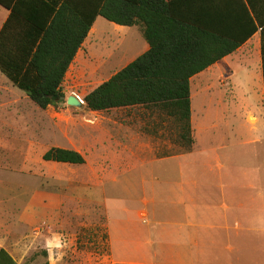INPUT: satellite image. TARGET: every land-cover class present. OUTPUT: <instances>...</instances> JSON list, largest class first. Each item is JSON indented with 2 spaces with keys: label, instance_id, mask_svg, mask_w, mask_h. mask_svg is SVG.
I'll list each match as a JSON object with an SVG mask.
<instances>
[{
  "label": "rangeland",
  "instance_id": "rangeland-1",
  "mask_svg": "<svg viewBox=\"0 0 264 264\" xmlns=\"http://www.w3.org/2000/svg\"><path fill=\"white\" fill-rule=\"evenodd\" d=\"M146 45L137 28L100 18L94 37L67 74L66 99L76 95L84 101L146 53ZM235 71L232 83L225 86L218 85L220 77L214 72L191 82L196 146L188 163L194 165L197 193L207 192L204 186L210 184L217 193L220 163H242L232 174L243 176L244 186L261 178L249 163H264V99L251 79L254 70L236 64ZM2 95L16 98L17 103L9 116L0 114V250L5 249L17 264H112L111 245L114 255L121 257L122 236L135 227L144 228L137 213L142 202L151 198L154 186L167 183L160 184V178L169 182L170 162L150 160L157 151L174 148L173 141L169 136L162 139V131L156 137L148 133L153 122L142 109L91 112L84 104L42 110L18 88H4ZM251 112L258 123L249 122ZM252 127L255 131H250ZM253 139L256 144L249 142ZM53 147L81 153L85 165L44 161ZM124 150L145 163L116 162ZM205 163H211L213 170ZM109 210L115 237L111 244L105 212ZM241 234L235 252L243 254L242 264L264 262V246H259L264 245V232ZM214 251L222 259L235 254L228 255L225 247ZM208 256L214 264H233L216 263L214 256Z\"/></svg>",
  "mask_w": 264,
  "mask_h": 264
},
{
  "label": "trees",
  "instance_id": "trees-1",
  "mask_svg": "<svg viewBox=\"0 0 264 264\" xmlns=\"http://www.w3.org/2000/svg\"><path fill=\"white\" fill-rule=\"evenodd\" d=\"M197 1L0 0V7L10 12L0 31V72L40 109L65 107L67 74L97 18L136 27L149 50L83 102L91 112L142 109L153 122L148 133L156 137L162 131L161 138L169 136L174 144L169 152L157 151V158L191 153L196 146L191 80L243 44L203 28ZM43 160L72 166L86 163L81 153L58 147L45 153ZM0 264L17 262L1 249Z\"/></svg>",
  "mask_w": 264,
  "mask_h": 264
},
{
  "label": "crops",
  "instance_id": "crops-1",
  "mask_svg": "<svg viewBox=\"0 0 264 264\" xmlns=\"http://www.w3.org/2000/svg\"><path fill=\"white\" fill-rule=\"evenodd\" d=\"M197 6L200 7L197 12L203 28L217 33L223 39L243 41L235 53L201 74L218 73V85L225 86L235 78L236 64L248 67L254 70L251 79L264 99V0H198ZM2 9L4 13L0 11V31L10 15L8 10ZM100 18L95 21L77 57L94 37ZM149 48L147 43L144 49L147 52ZM9 86L16 88L0 72V114L7 116L13 113L17 103L16 98L2 95L4 88ZM25 98L30 99L27 95ZM22 101L28 106V101ZM248 120L252 124L258 123V118L252 112L248 114ZM250 131H255V128L252 127ZM257 141L253 139L249 142L256 144ZM192 153L150 160L155 163L170 162L169 182L160 178V184L167 183L160 187L154 186L151 198L142 202L137 213L144 228L135 227L132 233L122 236L121 257L114 255L111 245L112 264H214L208 255L214 256L216 263L226 260L242 264L243 254L235 252L242 243L241 232H264V163H249L258 169L261 178L256 177L255 183L248 186L243 185V176L232 174L242 163H220L217 193L212 191L213 184L204 186L207 192L197 193L194 165L188 163ZM120 160L124 163H145V159L137 157L131 150H124L122 158L116 159V162ZM205 166L213 170L211 163H205ZM113 176L112 180L117 182L118 179ZM92 201L104 209L97 200ZM49 209L52 210L48 207L47 218L52 215ZM105 212L111 244V241L115 242L114 229H110L111 211ZM223 247L228 255L235 254L222 259L214 249Z\"/></svg>",
  "mask_w": 264,
  "mask_h": 264
},
{
  "label": "water",
  "instance_id": "water-1",
  "mask_svg": "<svg viewBox=\"0 0 264 264\" xmlns=\"http://www.w3.org/2000/svg\"><path fill=\"white\" fill-rule=\"evenodd\" d=\"M84 102H82L76 95H71L67 98V105L69 107L82 108L84 106Z\"/></svg>",
  "mask_w": 264,
  "mask_h": 264
},
{
  "label": "built area",
  "instance_id": "built-area-1",
  "mask_svg": "<svg viewBox=\"0 0 264 264\" xmlns=\"http://www.w3.org/2000/svg\"><path fill=\"white\" fill-rule=\"evenodd\" d=\"M82 101V100H81ZM83 102V101H82Z\"/></svg>",
  "mask_w": 264,
  "mask_h": 264
}]
</instances>
